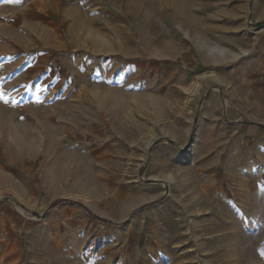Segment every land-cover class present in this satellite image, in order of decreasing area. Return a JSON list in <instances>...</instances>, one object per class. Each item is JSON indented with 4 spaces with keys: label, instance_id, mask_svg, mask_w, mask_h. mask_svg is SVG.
I'll return each instance as SVG.
<instances>
[{
    "label": "rangeland",
    "instance_id": "374dc122",
    "mask_svg": "<svg viewBox=\"0 0 264 264\" xmlns=\"http://www.w3.org/2000/svg\"><path fill=\"white\" fill-rule=\"evenodd\" d=\"M151 1L0 0L9 264H264V0Z\"/></svg>",
    "mask_w": 264,
    "mask_h": 264
},
{
    "label": "crops",
    "instance_id": "0c3cea01",
    "mask_svg": "<svg viewBox=\"0 0 264 264\" xmlns=\"http://www.w3.org/2000/svg\"><path fill=\"white\" fill-rule=\"evenodd\" d=\"M177 3V15H179V11H180V0H176ZM221 25V24H219ZM210 53V52H209ZM213 55L217 54V53H212ZM242 72H243V79H244V83L246 88V91L248 95H255V96H260L259 93H261L262 88H257L256 86H261L262 83L264 82V58H259L257 60H255L253 62V64L251 65H246L242 67ZM258 90H257V89ZM12 247H9V245L5 244V242L3 241V238L0 237V257L2 258H10L11 259L7 260V263L5 264H9V262H11L14 259V255H13V251H12Z\"/></svg>",
    "mask_w": 264,
    "mask_h": 264
},
{
    "label": "bare ground",
    "instance_id": "6f19581e",
    "mask_svg": "<svg viewBox=\"0 0 264 264\" xmlns=\"http://www.w3.org/2000/svg\"><path fill=\"white\" fill-rule=\"evenodd\" d=\"M149 1L152 2L151 0H149ZM148 3H149V2H148ZM148 3H147V4H148ZM152 3H153V2H152ZM154 3H155V2H154ZM169 3H170V4H169V5H170L169 7H171V8L175 11V13H177L178 9H177V7H176V6H177L176 0H174V1L172 0V2L170 1ZM149 4H150V3H149ZM149 4H148V5H149ZM171 5H172V6H171ZM153 8H154V7H153ZM211 48H212V49H211ZM210 49H211V50H210V53H211V51H212V53H217V54H219L220 56H225V54H226L223 50H221L220 48H217V46H216V47H215V46H214V47H210ZM231 55H232V54H231ZM246 55H247V54L244 52V53H243L242 55H240L238 58L245 57ZM238 58H237V59H238Z\"/></svg>",
    "mask_w": 264,
    "mask_h": 264
},
{
    "label": "snow or ice",
    "instance_id": "6c2138e0",
    "mask_svg": "<svg viewBox=\"0 0 264 264\" xmlns=\"http://www.w3.org/2000/svg\"><path fill=\"white\" fill-rule=\"evenodd\" d=\"M10 2H12V0H10Z\"/></svg>",
    "mask_w": 264,
    "mask_h": 264
}]
</instances>
